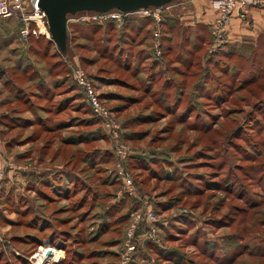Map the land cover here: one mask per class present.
<instances>
[{"label": "rangeland", "instance_id": "374dc122", "mask_svg": "<svg viewBox=\"0 0 264 264\" xmlns=\"http://www.w3.org/2000/svg\"><path fill=\"white\" fill-rule=\"evenodd\" d=\"M189 1L161 8L157 29L141 13L116 30L71 18L65 55L51 37L25 41L22 21L0 18L12 20L0 26V72L23 90L18 101L0 83V264H123L129 219L146 207L157 217L154 243L142 233L126 264H264V69L257 84L238 86L212 32L200 40L190 29ZM76 68L119 124L118 139L88 108ZM121 144L133 194L114 160ZM58 157L77 183L49 205L29 165Z\"/></svg>", "mask_w": 264, "mask_h": 264}, {"label": "built area", "instance_id": "2783aa9c", "mask_svg": "<svg viewBox=\"0 0 264 264\" xmlns=\"http://www.w3.org/2000/svg\"><path fill=\"white\" fill-rule=\"evenodd\" d=\"M212 6L217 12L216 18L212 23V35L215 40L214 48L217 49L224 43V38L228 33L229 26L233 18L235 16L244 18V9L246 7H255L264 10V0H212ZM159 10L161 11V8L141 9L132 13H123L119 10H111L106 13L82 12L74 16H69L68 23L71 18L79 17L78 21L80 22L98 24L106 21H113L116 24H122L124 18L129 14L141 13L144 17L153 18L158 28V26H160L163 22ZM0 18H16L22 21L23 26L20 30V35L25 41H28L30 36L45 35L47 37H51L48 30L46 15L39 7V0H0ZM160 36V33L157 31L156 34H154L155 41H158ZM155 45L156 55L160 56L161 51L158 47V42H155ZM73 77L75 84L84 92L88 104L95 115L105 122L108 134L113 136L115 139H118L120 126L116 120L110 117L109 110H107L100 102V97L95 92L92 80L88 79L84 74V71L80 68L74 69ZM1 136L0 132V143L2 141ZM129 153L130 150L125 145H117L116 154L120 161L119 174L122 176L125 189L130 190L129 194H133L134 183L129 174L126 173L122 164L128 158ZM145 222L150 224L152 232H155L154 225L157 222V217L151 207L138 209L133 215V221L127 233L128 240L122 259L123 264H126V262L130 260L132 253L135 251V246L133 245L135 234L141 224Z\"/></svg>", "mask_w": 264, "mask_h": 264}, {"label": "crops", "instance_id": "0c3cea01", "mask_svg": "<svg viewBox=\"0 0 264 264\" xmlns=\"http://www.w3.org/2000/svg\"><path fill=\"white\" fill-rule=\"evenodd\" d=\"M187 5L189 7L193 6V8L186 14V17L190 18V21L192 22L190 24V29H194L195 26L200 24L203 25L205 23L211 25L214 22L217 12L212 6V1L210 4L209 0H190ZM244 12V18L235 16L231 22L226 36L225 50L240 58V64L243 67L242 71H248L247 80L251 81L253 79H260L259 70L263 71L264 69V10L255 7H246ZM183 14L184 13L177 15L180 16L178 17L180 21L183 19L181 18ZM11 21L12 20L0 19V26L1 23L4 22L10 24ZM0 83H2V86H8L11 88V94L13 90H15L13 95L16 100H20L18 98L21 96L18 93L23 90L20 86L13 85V80L7 72H0ZM39 90L43 89L39 88ZM29 114L32 115L30 112ZM36 117L41 116L36 114L34 118ZM22 119H25V122L33 121L32 118L27 116ZM41 122L47 123L46 120L43 119ZM60 124L61 123L58 125ZM58 125L55 127H58ZM40 127L43 129V126L40 125ZM46 127L50 128L47 125ZM60 159L61 158L58 157L55 161L50 160L48 163L41 165L40 170H37L35 167L32 168L29 165L31 171L29 177L38 183L37 185L40 186V190H37V192L44 195L45 200H49L50 197H52L51 195H53L56 200H62L64 192L73 191L77 183V180L73 176L74 171L72 169H64V164H57ZM36 175L39 176L37 177ZM34 191L36 192L35 189ZM48 202H50V200ZM51 203L52 201L49 205H51ZM49 218L50 216L46 213L43 217L40 216V219H42L41 229L44 232L50 228L48 224Z\"/></svg>", "mask_w": 264, "mask_h": 264}, {"label": "water", "instance_id": "95a60500", "mask_svg": "<svg viewBox=\"0 0 264 264\" xmlns=\"http://www.w3.org/2000/svg\"><path fill=\"white\" fill-rule=\"evenodd\" d=\"M175 0H39L47 18L52 41L62 53H67L69 41L68 18L82 12L106 13L119 10L132 13L141 9L163 8Z\"/></svg>", "mask_w": 264, "mask_h": 264}, {"label": "trees", "instance_id": "16d2710c", "mask_svg": "<svg viewBox=\"0 0 264 264\" xmlns=\"http://www.w3.org/2000/svg\"><path fill=\"white\" fill-rule=\"evenodd\" d=\"M145 22H146V24H148V25H150L151 24V26L148 28V29H150L151 27H154V28H157V25H156V27L154 26V22L150 19H148V20H145ZM162 24H164V21L161 23V25ZM87 25L88 26H92V27H98V28H100V27H102V26H108V29H113V30H116V28H118L117 27V25L115 24V22H113V21H106V22H104V23H100V24H97V25H95V23H89V22H87ZM198 26V28L200 29V35H198V38L200 39V40H202L203 39V33H205V30H207L208 29V31H209V33H211L212 32V24L211 25H209V26H205V25H202V24H200V25H197ZM197 26H195V28L197 27ZM69 28V27H68ZM126 29V28H125ZM125 29H123V30H125ZM227 36V35H226ZM226 36H225V38H224V43L222 44V46L220 47V48H217V49H215L213 46H214V43H215V40H214V37L212 38V41H214L213 42V46H212V49L213 50H215L216 52H218V53H224V56H226L225 58L226 59H228L229 61H232L235 65H232L233 67H230V72H231V74L233 75V77H236V75H237V84H238V86H252V85H255V84H257V82H259V78L256 80V79H253V80H251V81H249V80H247L248 79V75H247V72L248 71H246V70H243L242 71V69H243V67H242V65L240 64V62H241V60H240V58H238L236 55H233V54H231L230 52H227L226 50H225V48H226V45H225V43H226ZM32 37H39V36H30V38H29V40L32 38ZM164 37V36H163ZM163 37H162V35L160 36V38H159V40L158 41H155V38H154V36H153V38H154V40H153V42L155 43V42H158V47H159V49H160V51H161V54H160V56H157L156 55V47L155 48H153L154 49V54L157 56V57H159V58H161L162 56H164V52H165V49H164V44H163ZM206 40H208L209 42H208V45H211V38H206ZM156 46V45H155ZM198 47H200V46H198L197 45V47H195L196 49H198ZM67 48H68V45H67ZM60 52V51H59ZM61 53V52H60ZM62 54V53H61ZM62 55H65V54H62ZM221 65H223V67L225 68V67H227V63L225 62V64L224 63H221ZM235 66V67H234ZM220 67V66H219ZM225 69H227V68H225ZM246 71V72H245ZM220 73L223 75V76H226L227 75V71L226 70H224V71H220ZM242 75L240 78H238V75ZM234 80H235V78H234ZM83 92V91H82ZM84 93V92H83ZM82 93V94H83ZM84 95V94H83ZM85 100H86V103H87V106H88V108L89 109H91V107H90V105L88 104V101H87V99H86V96H85ZM261 102H259V104H260ZM258 104V105H259ZM92 110V109H91ZM92 112H93V110H92ZM94 114V116L95 117H97L96 115H95V113H93ZM98 118V117H97ZM100 119V118H99ZM101 120V119H100ZM105 129H106V127H105ZM2 131V130H1ZM107 131V130H106ZM108 133V132H107ZM1 134H2V132H1ZM110 136V135H109ZM111 137V136H110ZM114 160H115V164L117 163V162H120L119 161V157L117 156V154H116V149H114ZM123 165L125 164V161L122 163ZM137 211V210H136ZM135 211V212H136ZM155 213V212H154ZM132 221H133V217L131 218L130 217V219H129V222H130V224H129V222H128V224H129V228H130V226H131V224H132ZM128 228V229H129ZM154 228H155V232H152V230H151V228H150V224H148V223H143V224H141V226L139 227V229L137 230V232H136V234H135V238H134V240H133V245L135 246V251L132 253L133 255H131V257L133 258L134 256H136V254L141 250L140 249V246L141 245H139V243H140V236H141V234L142 233H145V235H147L148 237H155L156 236V231H157V228H156V224L154 225ZM127 233H128V230H127ZM152 234V236H150ZM126 236H127V234H126ZM126 240H128L127 238H126ZM152 243H154V240L151 238V242L150 243H148V244H152ZM141 244V243H140ZM131 259V258H130Z\"/></svg>", "mask_w": 264, "mask_h": 264}, {"label": "bare ground", "instance_id": "6f19581e", "mask_svg": "<svg viewBox=\"0 0 264 264\" xmlns=\"http://www.w3.org/2000/svg\"><path fill=\"white\" fill-rule=\"evenodd\" d=\"M44 252H52V249H51V248H49V249H46V250H44ZM44 255H45V254H44ZM44 255H42L41 259H43V258H44ZM41 259H40V261H41Z\"/></svg>", "mask_w": 264, "mask_h": 264}]
</instances>
